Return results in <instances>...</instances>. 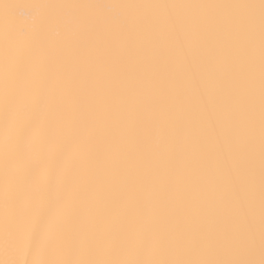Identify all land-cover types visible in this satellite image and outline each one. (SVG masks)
<instances>
[{"label": "snow or ice", "instance_id": "1", "mask_svg": "<svg viewBox=\"0 0 264 264\" xmlns=\"http://www.w3.org/2000/svg\"><path fill=\"white\" fill-rule=\"evenodd\" d=\"M0 264H264V0H0Z\"/></svg>", "mask_w": 264, "mask_h": 264}]
</instances>
